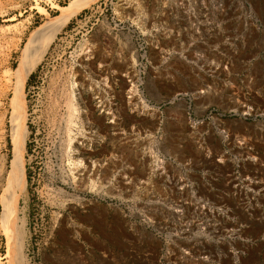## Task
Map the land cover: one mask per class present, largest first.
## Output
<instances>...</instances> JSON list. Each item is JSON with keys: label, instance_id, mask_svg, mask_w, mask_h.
Wrapping results in <instances>:
<instances>
[{"label": "rangeland", "instance_id": "1", "mask_svg": "<svg viewBox=\"0 0 264 264\" xmlns=\"http://www.w3.org/2000/svg\"><path fill=\"white\" fill-rule=\"evenodd\" d=\"M73 1L0 0V264L14 72ZM25 104L23 264H264V0H94Z\"/></svg>", "mask_w": 264, "mask_h": 264}, {"label": "bare ground", "instance_id": "2", "mask_svg": "<svg viewBox=\"0 0 264 264\" xmlns=\"http://www.w3.org/2000/svg\"><path fill=\"white\" fill-rule=\"evenodd\" d=\"M93 1L94 0H74L68 7L62 9L61 15L58 18L54 19L49 26L35 32L25 48V51L23 53L24 59L20 62L18 69L15 71L16 73L14 72V75L16 76L15 83L17 84L15 89L16 94L14 93L15 104L17 105V103H19V105H17L19 112L14 120L13 134L11 136L13 158L10 164V172L7 182L8 184L6 188L2 190L1 205L2 227L7 235L9 243L8 252L9 255L20 264H23L25 260L24 249L26 239L23 228L17 225L15 218L19 198L27 183L25 162V150L27 142L25 104L26 83L33 71L45 58L49 48L51 47V44L53 43L59 32L68 24L69 20L81 8L87 6ZM200 93L202 94L203 92L201 91ZM17 107H15V109ZM12 114L14 115V113ZM155 169L164 170L163 162L157 157H155ZM237 259L238 258H236V260Z\"/></svg>", "mask_w": 264, "mask_h": 264}, {"label": "trees", "instance_id": "3", "mask_svg": "<svg viewBox=\"0 0 264 264\" xmlns=\"http://www.w3.org/2000/svg\"><path fill=\"white\" fill-rule=\"evenodd\" d=\"M31 138H32V136L30 137V140L28 141V144L26 145V150H27V154L28 155H29V153L32 152V147H33V143L31 141ZM26 169H27V175L29 176V174H30V165H27Z\"/></svg>", "mask_w": 264, "mask_h": 264}]
</instances>
